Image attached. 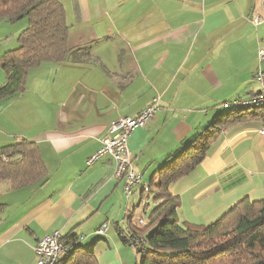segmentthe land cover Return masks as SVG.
<instances>
[{
  "label": "crops",
  "instance_id": "0c3cea01",
  "mask_svg": "<svg viewBox=\"0 0 264 264\" xmlns=\"http://www.w3.org/2000/svg\"><path fill=\"white\" fill-rule=\"evenodd\" d=\"M60 1L70 26L67 60L30 69L24 92L0 98V147L26 138L47 167L35 184L0 182V264H36L34 245L54 231L94 244L99 264H136L137 251L120 232L130 213L143 210L141 186L127 198L110 156L86 160L112 121L159 97L161 109L129 140L133 167L151 184L231 101L258 94L264 0ZM20 21L0 20V56L18 45L28 26ZM6 77L0 67V86ZM263 129L256 119L230 126L171 183L182 221L209 224L244 198L264 200Z\"/></svg>",
  "mask_w": 264,
  "mask_h": 264
},
{
  "label": "trees",
  "instance_id": "16d2710c",
  "mask_svg": "<svg viewBox=\"0 0 264 264\" xmlns=\"http://www.w3.org/2000/svg\"><path fill=\"white\" fill-rule=\"evenodd\" d=\"M28 20L18 45L0 56L6 72L0 98H11L26 89L29 70L44 62L66 61L70 26L60 0H0V20ZM232 102V101H231ZM215 117L193 142L170 157L151 179L138 206L146 204L147 224L128 216V230L120 232L138 254L136 264H264V200L244 198L212 223H187L179 215L180 198L170 185L189 174L206 156L217 137L234 124L259 120L264 126V106L235 108ZM47 167L37 143L26 138L0 147V182L11 188L35 184L47 177ZM67 254L58 264H99L94 244L83 246L77 234L61 236Z\"/></svg>",
  "mask_w": 264,
  "mask_h": 264
},
{
  "label": "built area",
  "instance_id": "2783aa9c",
  "mask_svg": "<svg viewBox=\"0 0 264 264\" xmlns=\"http://www.w3.org/2000/svg\"><path fill=\"white\" fill-rule=\"evenodd\" d=\"M253 21L255 24L262 22V17L255 13ZM260 57L264 58V50L260 51ZM260 84L261 90L249 98H240L231 102L235 108H251L264 106V73L261 70L256 72V77ZM161 109L160 98L157 97L153 102L145 107L140 113L135 116H123L112 121L108 127L107 135L101 139L102 145L94 152L86 161L87 165L94 164L103 156H110L114 161V176L124 178V193L125 197L130 198L137 187H140V192L149 191V184L142 181V174L133 167V154L129 146V140L132 133L138 127H145L149 120L154 117L156 112ZM264 133V129L262 130ZM141 194V195H142ZM145 206L143 204L142 214L137 218V222L144 226L147 224L145 219ZM108 229V224H103L98 228V234H105ZM60 231H54L41 237L34 245V250L37 256L36 264H58L62 257L67 254V246L62 239Z\"/></svg>",
  "mask_w": 264,
  "mask_h": 264
},
{
  "label": "rangeland",
  "instance_id": "374dc122",
  "mask_svg": "<svg viewBox=\"0 0 264 264\" xmlns=\"http://www.w3.org/2000/svg\"><path fill=\"white\" fill-rule=\"evenodd\" d=\"M23 21V22H22ZM27 23H28V21L25 19V20H21L20 22H19V26H21V24H26L27 25ZM12 26H16L17 27V25L15 24V25H12ZM4 35H6L5 33H4ZM7 35H8V32H7ZM1 44V43H0ZM52 119H54V114L51 112L48 116H47V114H46V118H45V122H47V124H49V123H51L52 122ZM149 210V208H147V212H149L148 211ZM142 214V210H140V211H138V213H137V218L140 216ZM146 219H147V217H146ZM109 224V223H108Z\"/></svg>",
  "mask_w": 264,
  "mask_h": 264
}]
</instances>
